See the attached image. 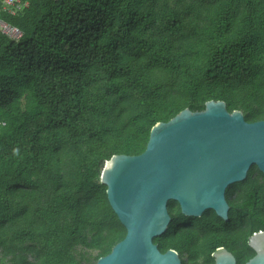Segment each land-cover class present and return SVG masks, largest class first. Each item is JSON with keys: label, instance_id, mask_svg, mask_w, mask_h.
Returning <instances> with one entry per match:
<instances>
[{"label": "trees", "instance_id": "1", "mask_svg": "<svg viewBox=\"0 0 264 264\" xmlns=\"http://www.w3.org/2000/svg\"><path fill=\"white\" fill-rule=\"evenodd\" d=\"M23 1L19 15L0 12L23 35L0 32V264H95L127 234L101 183L114 155L143 153L154 125L212 100L264 120V70L253 65L264 58V0ZM207 41L200 80L194 59ZM74 147L93 156L67 178ZM238 188L226 191L228 221L180 209L154 243L181 259L204 254V264L225 247L246 264L264 231V188ZM80 247L98 252L95 262Z\"/></svg>", "mask_w": 264, "mask_h": 264}, {"label": "water", "instance_id": "2", "mask_svg": "<svg viewBox=\"0 0 264 264\" xmlns=\"http://www.w3.org/2000/svg\"><path fill=\"white\" fill-rule=\"evenodd\" d=\"M254 166L264 175V120L247 122L224 101L158 122L143 153L114 155L105 163L101 183L127 234L95 264H183L176 250L163 253L154 243L172 222L169 204L176 202L186 217L213 210L228 221L226 191L246 181ZM249 245L255 256L246 264H264V231ZM212 257L215 264H237L225 247Z\"/></svg>", "mask_w": 264, "mask_h": 264}, {"label": "rangeland", "instance_id": "3", "mask_svg": "<svg viewBox=\"0 0 264 264\" xmlns=\"http://www.w3.org/2000/svg\"><path fill=\"white\" fill-rule=\"evenodd\" d=\"M171 7H174V4L171 3ZM215 44L207 41L202 43V47L200 48V53L195 57V62H194V72L195 75L198 79L203 80L204 78V71H205V66L208 58L211 55V52L214 50ZM253 65L260 70V73L263 72L264 70V58L258 61H253ZM179 83H183L182 80H179ZM205 85V84H204ZM234 90L235 92H239V90H236L234 88H230V91ZM180 94L177 95V102L180 106H186V102L188 100L187 96L185 95L184 91L180 89ZM233 95H237V93H234ZM94 148L98 153L101 152H109L110 147L108 148H100L98 149L95 145L91 146ZM70 158L67 159L64 163L63 166V175H65L67 178L68 177H74L76 176L78 172V167L80 164H83L86 160L91 159L93 154L92 150L90 147H84L81 149H77L76 147L71 148L70 150ZM250 175L248 176V179L241 184V190L238 188V191L245 192L252 184L257 183L258 185L263 186L264 188V178L260 174L261 172L259 169L254 166L252 167V170L250 171ZM237 188H234L233 193L236 192ZM237 192L235 193V195ZM171 211L170 214L172 216H176L178 212L180 211V206L177 203H173L171 206ZM202 243V240H201ZM200 247V246H199ZM201 248H204L203 243L201 244ZM200 248V249H201ZM79 254L83 255L84 257H89L92 259L93 262H95V258L98 255V252L96 251H88L84 248H79ZM182 260L185 261L187 264H204L203 261L205 260V255L202 254L199 258L196 259V261H193L189 255L184 254L182 256Z\"/></svg>", "mask_w": 264, "mask_h": 264}, {"label": "built area", "instance_id": "4", "mask_svg": "<svg viewBox=\"0 0 264 264\" xmlns=\"http://www.w3.org/2000/svg\"><path fill=\"white\" fill-rule=\"evenodd\" d=\"M29 6L28 2L23 0H3L0 12H5L9 15H19ZM0 32L14 41H19L22 38V32L17 28L9 25L0 18ZM4 125V124H3Z\"/></svg>", "mask_w": 264, "mask_h": 264}, {"label": "flooded vegetation", "instance_id": "5", "mask_svg": "<svg viewBox=\"0 0 264 264\" xmlns=\"http://www.w3.org/2000/svg\"><path fill=\"white\" fill-rule=\"evenodd\" d=\"M258 233H259V232H258ZM251 238H252V237H251ZM251 238H250V239H251ZM249 241H250V240H249Z\"/></svg>", "mask_w": 264, "mask_h": 264}]
</instances>
